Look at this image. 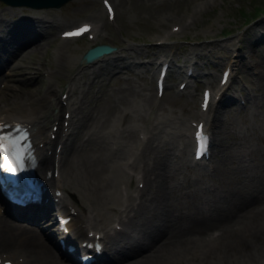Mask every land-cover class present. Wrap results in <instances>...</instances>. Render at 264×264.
<instances>
[{
  "label": "bare ground",
  "instance_id": "1",
  "mask_svg": "<svg viewBox=\"0 0 264 264\" xmlns=\"http://www.w3.org/2000/svg\"><path fill=\"white\" fill-rule=\"evenodd\" d=\"M117 1L121 3L123 0ZM208 1L199 0L196 6L185 8L181 13L176 10L177 12L169 13V16L173 20L177 19V23L179 22L178 28L182 29L188 25V22L185 25L188 17L184 16V14L187 13L192 18L198 6L208 4ZM120 6L124 5L120 4ZM144 7L147 6L144 5ZM12 8L14 9V7ZM13 9L12 13H15ZM95 10L97 12L93 13V16H95V19L100 20L101 24L97 26V23H94L89 30L93 33V38H98L100 41L102 40L99 37L102 31L101 28L105 26L107 20L104 19V11L101 8L96 7ZM27 12H29L27 17L19 14L17 18L11 13L8 14L10 16L0 13V57H4V55L8 57L14 50L18 49L20 44L31 38H29L30 34L25 31L46 32L50 31L51 27L57 23V19L55 21L53 17L54 14L50 15L49 13L50 16H46L42 10L34 8L29 9V11L27 10ZM87 18V20L93 19V17L90 18L89 16ZM59 22L58 24H60ZM61 23L63 24V21ZM169 30L156 32L158 40L160 39L159 42L154 41L152 43L149 41L151 38H148L146 39L147 42L140 46V44H133V42L129 43L130 41L128 40L129 42L121 44L120 49L116 50V52L114 51L111 54L105 52L99 58L98 56L93 58L92 65L84 64L81 66L74 65L69 61L71 53L63 42L68 38L61 37L57 39L58 42H56L57 44L53 48L52 53L55 56L53 67L51 71H48L43 87L40 85V69H42L41 62L44 59L37 60L31 58L25 65L27 67H36V75L39 77L38 85L33 84L32 87L16 85L17 90L12 93L7 92V90L1 91V102L4 97L6 100L3 102L5 103L15 99V97L22 101L23 95H27L26 98L28 99L32 98V101L28 105L13 106V108L7 109L3 113L1 111L2 108H0V113H2L0 114V125L4 122L10 123L21 119L25 124H32L34 122L33 124L38 127L36 132L43 131V126H45L47 120L56 116L59 110H63L65 104L70 103L75 89H80L76 88L74 84L75 76L79 77V79H84L86 76L91 78L94 76L101 77L105 73L107 74L105 71H110L114 67H121L119 68L120 70H132L136 65L140 66V68H145L148 62L135 58L139 54V50H149L152 48L150 54L155 53V50L156 52L160 50L164 56L169 53V58L167 56L165 58L173 62L176 55H178V51L174 47L173 42L166 38L170 32ZM248 35L245 29L238 30L234 38L227 39V42L223 44L226 46L231 45V48H233L228 53L226 61L231 66L232 73L241 69L243 65L247 66L245 56L250 49L256 50L254 45L258 43V40L263 39L261 36L254 38L252 35ZM215 43L222 45L221 39L217 42L215 41ZM35 44L39 46L36 51L41 50L42 47L39 45V41H35ZM206 44L200 42L195 47H191L193 51L198 49L203 51ZM241 45L245 46L244 49ZM134 50L138 51L134 52ZM189 50L192 51L191 49ZM25 51L26 48L22 51V59H25L27 56L25 55ZM251 54L258 55L257 53ZM240 55H244L245 59L241 63L238 57L242 60L243 58ZM258 56L260 57L257 58L258 61L256 63L260 64L261 72L263 73L264 52L262 51ZM146 58L150 61L149 56ZM49 63L51 62L47 61V64ZM242 63L243 65H240ZM70 68H74L73 75L64 88L67 99L62 104L61 96L56 94L58 87L54 85L53 80L57 72L62 74L68 73L70 72ZM198 74L197 72L196 75ZM82 79L81 83H84ZM149 83L152 82L150 81ZM172 84L171 89L162 100L155 98L153 93L154 87H151L152 84L134 87L132 86L133 84L129 83L126 86H122V89L119 87L120 94L116 96L117 98H112L113 100L116 98V101L113 103L109 102L110 97L107 94L103 102L100 103L98 101L100 99H97L94 106L90 105L81 112V109L79 110L80 107L78 108L77 106L71 109L70 115L76 117L75 123L72 124L69 121L72 125L71 130L65 134L60 133L61 135H57L56 139L49 138V141L45 142V144L47 143L46 146L37 145L35 155L38 158V162L36 166L40 165L41 168H44L47 162L53 159L52 156L55 154L59 162L60 174L55 178L50 177L43 183L46 195L49 196L52 185L55 188H64L67 191L69 188H65L63 184L65 176L68 179L70 177L75 181V183L71 182V184H76L82 189H88L87 192H91L90 195L93 194V200L95 199L98 202L99 211H92L93 208L87 213L74 211L73 200H66L64 198L66 195L64 190L61 193L59 201L51 200L41 204L42 210L49 212V208L62 207L64 205L62 200L64 199L67 202L65 206L66 210H70V213L75 212V222L72 226L73 232L69 234L70 237H74L75 234L76 236H81V234L85 233V230L88 231L87 228L91 227H96L94 231L100 230L102 232L101 238L104 240L102 244L103 259L97 262V264H264V204L262 208H244L249 201L254 204L260 202V199L257 198H264V145H260L259 143L252 145L253 143H251L249 147L244 148L246 145L243 146L241 144L242 147L238 149V146V148L234 146L230 147L227 144L226 135H224V133H227V129L231 127L226 128L228 122H226L223 113L224 111L228 113L233 109V106L236 109L239 108L236 101L237 97L234 95L238 86H234L233 84L232 89H229L227 93H225L224 88L219 93L218 102H214L210 110H208V107L206 111L196 109L195 107L193 109H187L186 107L183 109L181 117L178 116V119L173 115V118L169 116V118L166 117V120H163V118L155 120L157 116L151 120L148 118L144 123L146 129L143 128V125L136 126L132 124L130 118L134 116V110L138 106L140 109L142 107V113L149 109V111H154V113L160 112L162 115V112L167 109V104L164 101H168L169 98L174 99V95L176 94L174 89H172ZM260 84L256 85L257 91L254 90L253 92L256 97V102L254 100L253 102L258 106L254 113L260 111L259 106L264 105L262 104L264 100V80ZM228 85L230 86V83ZM45 86L49 87L44 89ZM240 89H243V86H240ZM78 90L76 91L78 92ZM81 90L83 89L81 88ZM5 92L10 95L6 96ZM251 95V91L241 92L240 96H238L239 101L241 100L240 102L242 103L244 96L245 101L249 103ZM77 96L79 97V95ZM80 99L82 101L83 98ZM24 102L27 103L28 100H24ZM2 103H0V106ZM222 103L229 104L221 105ZM257 103L260 104L258 105ZM208 105L210 106V103ZM128 107H130V110L127 109ZM253 107V103L251 102V104L247 105L246 109L253 110ZM136 111L138 112V110ZM262 113H264V110ZM189 114L192 117L203 118L205 120V129L209 130L210 136H213V139H217L219 142L215 141V147H217L216 150L219 153V157L216 158L218 163L215 169H220L221 173L225 171V178L229 175L235 179V182L233 186H226L224 189H219V186L212 193L207 191L204 186L202 188H194V180L189 179L183 183V186L187 188L186 195L183 198H179L182 193L178 191L180 186L176 182L175 174L171 173L175 169V163L170 162V156L173 155L176 158L178 165L183 164L182 159L187 154V147L191 143L190 134L186 130L188 123L185 120L186 115ZM113 117L119 119V124L116 125V122L114 126L110 127L112 121L109 123V118ZM140 117L145 118L146 116L142 114ZM113 121L115 120L113 119ZM184 121L185 129L181 131L180 146L178 149H175L171 141L174 139V134L168 131V128L174 125L173 122L181 124ZM230 121L232 120L230 119ZM245 125V128L249 126ZM237 130L239 129L237 128ZM138 131L143 132L141 136L137 135ZM240 134L242 135V133ZM77 136H79L78 139ZM100 139L104 143L103 146L98 145ZM90 140L95 141L94 144L92 143L94 146L87 149L88 152H84L83 148L87 146V143L92 146V141L89 143ZM126 141L132 142L127 144L128 142L126 143ZM56 144H58V148H56L58 150L55 152L54 148ZM126 146L128 147L126 148ZM49 147L51 150L48 151ZM125 148L126 150L123 152ZM146 155L151 156L150 163L146 161V159H149L148 157L146 158ZM233 161H235L233 164L234 168H229ZM197 169L199 171L203 170L201 167H197ZM134 177L137 180L143 179L144 187H150L148 191H152L154 195L150 199L152 204L148 203L150 204L148 205L143 200H134L135 196L131 191L127 190L125 195L122 194V188L119 183L124 181L129 186L133 185L132 179ZM72 179L69 180L72 181ZM197 181L203 182L202 179H198ZM113 183L115 189L113 188L114 186L112 187ZM71 184L67 183L68 186ZM71 189L74 190V188ZM190 190L193 193H190ZM148 191L146 194H148ZM74 192L76 191L74 190ZM56 211L60 212V210ZM114 219H117V222L122 226L121 228L109 225ZM35 220L39 222L38 225L42 223L36 217ZM38 225L34 223L29 226L24 223L17 225L9 220L5 221L0 217V242L6 243L5 246H9V244H16V246L19 244L25 245L29 249L31 252L30 258L23 259L20 264H67L65 260L55 255L49 244L37 239L34 228ZM207 227L209 231L215 227L217 230L215 232H207ZM85 238L87 240L91 239L86 234ZM130 253L134 257L121 258ZM63 254L64 252L61 256ZM126 261L128 263H124Z\"/></svg>",
  "mask_w": 264,
  "mask_h": 264
},
{
  "label": "rangeland",
  "instance_id": "2",
  "mask_svg": "<svg viewBox=\"0 0 264 264\" xmlns=\"http://www.w3.org/2000/svg\"><path fill=\"white\" fill-rule=\"evenodd\" d=\"M112 1H113V6H114V9L116 11V14L113 16L112 21H110V20L108 21L106 19L107 22H106L105 26L102 27L103 33H102V35H100L101 37H103L104 41H109V43L114 45L112 53H114V51L116 52V50L120 49L122 42H126L128 40L131 43L133 42V44L136 43V44H140V46H142L144 43L147 42L146 39H148L149 37H152V38L155 37V35H153L155 31H158V30L163 31L164 29H169L168 25H169V23H171L173 21V18L169 16V13H174L177 11H180V13H181L182 11H184V9L187 7V5H190L191 3H193V0H123L121 3H119V1H117V0H112ZM145 1L147 2V5H146ZM141 3L147 7H144V5H142ZM101 4L102 3L100 0H66L57 7H55L53 5H49L47 7L39 6V7L34 8V6L33 7H31V6L29 7L28 5L24 6L25 4L22 5V3L18 4V5H14L13 3H8V2L5 3V2H3V0H0V13H3L5 15H8L11 13L14 15V17L17 18L19 15L18 11L21 9H23L26 12H27V10L29 11V9H31V8L42 10L46 16H48L49 13H50V15L54 14L53 17H54L55 21L57 19V21H56L57 23H55V25L51 28L52 29H54V28L59 29L60 26L63 25L61 23L62 21L64 24H68V23H71V21H74L75 19L77 20L81 16H84V15L87 16L90 11L91 12L89 14L96 13L97 10H95V9L97 6L102 8V10H104ZM120 4L124 5V6H120ZM12 7H14V9ZM12 9L15 10V13H12ZM104 12H105V10H104ZM27 13H29V12H27ZM8 16H10V15H8ZM195 16H196L195 19L192 21H189L187 23L188 25L185 24L186 26L184 28H182L181 30L175 31L174 34L171 33L168 35V39L171 40V42L173 40L174 41L176 40L174 42V46H176L177 51H178L177 52L178 53V55H177L178 60H179V58L183 59L182 55H184V53L186 52L187 48L190 45L195 47L196 45H198L201 42L203 44L207 43L208 45L203 49L204 52L201 51V53H200V51H199V53L197 55L199 57L198 62L201 63L202 66H206L207 64L211 65L214 63L212 61L218 59L217 52H218V50H221L222 46H223L221 44L220 45L216 44L215 41L217 42L218 40L221 39V43H222V42L226 41L228 38L234 36L238 30H243V29H245V32L247 35L249 34L248 36L252 35L254 38H258L262 33H264V0H214L213 5L208 4V6L205 7L204 10H202L201 12L200 11L197 12ZM58 22L60 24H58ZM3 32L5 33V31H3ZM47 34H50V32ZM51 37L46 38V40L50 39ZM35 41H34V43H35ZM43 42H44L43 43L44 45L40 44V43H39V45L42 47V49H44L47 46L45 52L42 54L44 57L51 59L50 60L51 63H49L50 69H48V71L49 70L51 71L52 67H53L54 59H55L54 54H51V52L53 53L52 48L55 46V41L53 39H51L50 45L45 43V41H43ZM56 42H58L57 39H56ZM91 42L92 41H89L85 35H83L81 38H72L71 40H68V41L66 40L65 45L67 46V50L70 51V53H71L69 56L70 63H73L74 65H79V66L84 65V64L92 65L93 60H90V62H88V61L82 62L81 60H79L80 54L82 53L81 52L82 49L84 48V46H86L87 44H89ZM209 42H210V44H209ZM180 45H182V46L180 47ZM183 45H185V46H183ZM241 46L244 49L245 46L244 45H241ZM254 46L256 47V50L250 49L249 52L257 53L258 55H259V53H262V51L264 52V48H263L264 37L262 40H258V43L255 44ZM37 47H39V46H36V48ZM207 48H208V50H207ZM137 49H139V48H137ZM181 50H182V52H181ZM137 51L138 50H134V52H137ZM150 51H151V49L139 50V54H137L138 57H135V58L136 59L140 58V59L144 60L145 62H148L144 58H145V56H147V53H150ZM206 51H207V53H205ZM180 53H181V55H180ZM248 53L245 56L246 57L245 59H247V66L243 65V63L240 64V65H243L241 70L244 69V72H245L248 70V68L250 66L251 68H253L252 70H254L253 71L254 74H252V75L256 76V80H255L256 85L258 83L262 84V80H264V78H263L264 72L263 73L261 72L260 64L258 65L256 63V61H258L257 58L260 56H258V55L256 56L255 54H251V53H249L250 54L249 55ZM143 54H144V56H143ZM244 55L243 56L240 55L241 58H243V60L240 59V57H238L240 63L245 61ZM52 56H53V58H52ZM37 57H39V55H37ZM207 59H208V61H207ZM119 68H121V67H114V68L110 69V71L107 70V71H105V72H107V74L105 73L101 77L100 76L99 77L94 76L91 78L89 76H86V78H84V79H82V78L79 79V77H76V76L74 77V80L76 81V82L74 81V84L76 85V88H80V89L79 90L75 89V91L73 93L74 94L73 97L75 99L74 100L72 99V100H73V103L75 101V103L77 102L78 104H80V108H79V110L81 109L80 112L85 110V108H87L90 105L94 106L95 102H97V99H100V100H98L100 103L103 102V100L107 94L110 97L109 102L113 103L114 101H116V98H117L116 96H118L120 94L119 87H120V89H122V86H126V84L131 83V84H133L132 86H134V87H139V86L143 87L147 84H152L151 85L152 88L154 87L155 83H154L153 77H151V76L149 77L148 76L149 73H146V71H147L146 66H145V68H140V66L136 65L134 67L135 70L134 69H132V70H123L122 69V70H120ZM204 68H206V67H204ZM73 69L74 68H70L69 69L70 72L63 73L65 75L69 76V78L67 79V82L69 81V79L73 75ZM216 70H218V68ZM63 74L57 72L56 76H58V75L61 76ZM35 75H36V73H35ZM46 75H48V74H46ZM65 75L59 77V79L57 81V84H59L60 86L66 85L65 84V82H66ZM246 75H244V76H246ZM96 78L99 80H97ZM149 78H150V80H149ZM38 79H39V77H38ZM81 79H82V81H84V83L83 82L81 83ZM25 81H26L25 84L27 83L31 87L33 84L38 85V83H39L37 79L25 80ZM150 81L152 83H149ZM176 84H177V81H176ZM176 84H175V88H176ZM23 86H27V85H23ZM167 87H170V86H167ZM81 88L83 90H81ZM170 89L171 88H169V90ZM230 89H232L231 86H230ZM254 89L257 91L256 87ZM76 90H78V92H80V91L81 92L78 93ZM114 90H115V92H114ZM153 92L155 94L154 88H153ZM168 92L169 91H167V92H165V94H162L161 96H159L160 99L161 100H162V98L164 99L165 95H167ZM180 93H178L179 95L176 94L174 99L169 98L168 101L163 100L167 104V109H166V111L163 110L164 112H162V115L160 112L154 113V111H151V110L149 111V109L145 110L144 113H142L143 112V111H141L142 107L140 109V107L138 106L134 110L135 112L132 111V112H134V116L131 117L133 120L130 118V121L134 125H138L141 123L144 124L145 120H147V118H148V115H150V117H149L150 120L154 119L156 116H157V118L155 120L162 119V118H163V120L164 119L166 120V117L169 118V116L171 117L172 115L174 117L176 116L175 118L178 119V116L181 117L180 115L183 114L182 111L184 108L187 107L190 109V108H192L191 103L193 105H195L197 103V98H195V94L191 90H190V92H188V96H189L188 98L185 97L183 92H180ZM77 95H79V97ZM26 96L27 95H23L22 98L24 99V98H26ZM113 97H116V98L113 100L112 99ZM76 98L78 101L76 100ZM80 98H83V99L85 98V99L84 100L82 99V101H81ZM175 99H177L178 101ZM185 100H186V102H185ZM261 100H263V99H261ZM236 101L238 104V103H240L241 100L239 101V98L237 97ZM243 101H245L244 96H243ZM182 102H184V103H182ZM3 103H5V102H3ZM227 104H229V103H222L221 105H227ZM262 104H264V100L262 101ZM259 107H260V111H258L257 113H254V116L252 115L250 117H248L247 113L244 112V111H246V109L243 107L236 109L233 106V109H231L228 113H226V111H224V113H223L224 118H226V122H228V124L226 125V128L231 127L230 129H227L228 130L227 133H224V135H226V141L228 140L227 144L230 147L234 146L236 148L239 147L238 149H240L242 147V145L243 146L246 145L244 147V148H246V147H249V145L251 143H253L252 145H254V143L255 144L259 143L260 145H264L263 144L264 143V113H262V111L264 110V105L259 106ZM262 107H263V110H262ZM127 109L130 110V107H128ZM136 110H138V112ZM159 111H161V110H159ZM231 112L233 113V115ZM168 113H169V115H167ZM261 113H262V115H261ZM137 114H139V115H137ZM142 114L146 116L145 117L146 119L140 117ZM257 114H259V115H257ZM229 116H231V117H229ZM118 118L117 119H116V117L109 118L110 119L109 123H110V121H112V123H110V125H111L110 127L115 125V123L119 120ZM134 118H135V120H134ZM113 119L115 121H113ZM230 119L234 122L230 121ZM173 124H174V122H173ZM245 124H247V126L249 125L250 127L248 126L245 128V126H246ZM237 128L239 130H237ZM239 131H241V132H239ZM245 131H247V132L243 133ZM240 133H242V135ZM250 134H251V136H250ZM237 135H239V136H237ZM78 138H79V136H77V139ZM91 141L92 140H90L89 143ZM215 141L218 142L217 139ZM127 142L128 141H126V143ZM92 143L94 144L95 141L91 142L92 146H90L87 143V146L85 148H83L84 152L87 151V149H90L91 147L94 146ZM127 144H129V142ZM98 145H100V146L104 145V143L102 142L101 139H100V142ZM128 146H126V148ZM126 148L123 150V152L126 150ZM216 148L217 147H215V144H214V149L216 151L213 154L214 158L219 157V153L217 152ZM147 157L149 159H146ZM146 158H145L146 161H148V163H150L151 162V156L146 155ZM217 163H218V161H217ZM234 163H235V161L231 162L229 168H234V166H233ZM218 170L213 172V175L208 176L209 181H210L209 183H212V185H213V183H217V184L219 183L218 185H216L217 188L219 186L220 187L221 186L222 187H224V186L231 187V185L233 186L235 179H233L229 175L227 176V178H225V171L223 173H221L220 169H218ZM234 170H236V169H234ZM176 171L180 172L181 177H182V175H186V174L188 175L190 173V171L187 169L185 164H182L180 167H178V169ZM81 175L83 176L82 173H81ZM69 179H72V178L69 177ZM69 179H68V177H66V180H68L67 183H70V184H71V182L75 183L74 179H72V181ZM113 186H114V183L112 184V187ZM113 188L115 189V186ZM81 190H82L81 191V197L86 199L85 203H87L88 207H96L97 208L98 202H96L95 199L91 200L87 197L86 192L88 189L86 190L85 188H83V189L81 188ZM144 190H145L144 194L147 196V199H149L150 196H151V198L154 196L152 194V191L151 192L148 191V190H150V187L146 186L144 188ZM147 191H148V194H146ZM92 195L93 194H91V196ZM92 201L94 204L91 203ZM89 203H91V204H89ZM249 203L245 205V208H248L251 204L252 205L255 204V203L254 204L251 203V201H249ZM252 205L250 207H252ZM92 222H94V220H92ZM0 243L6 244V243H2V242H0ZM7 244H9V243H7ZM134 254L136 255V253H134ZM132 256L134 257V255L131 253V255L129 254V255L121 257V258L132 257ZM128 261H126L124 263H128Z\"/></svg>",
  "mask_w": 264,
  "mask_h": 264
},
{
  "label": "snow or ice",
  "instance_id": "3",
  "mask_svg": "<svg viewBox=\"0 0 264 264\" xmlns=\"http://www.w3.org/2000/svg\"><path fill=\"white\" fill-rule=\"evenodd\" d=\"M111 11V9H109ZM90 26L85 25L73 32L66 33L67 37H75L83 35L89 30ZM205 105H207V98L205 100ZM201 133H197L198 139L201 138ZM27 136H21L19 138H12L8 136L0 135V168H4L8 171H13V167L10 164V159L15 162V165L22 169L24 155L27 152V147H25L21 140H26Z\"/></svg>",
  "mask_w": 264,
  "mask_h": 264
},
{
  "label": "water",
  "instance_id": "4",
  "mask_svg": "<svg viewBox=\"0 0 264 264\" xmlns=\"http://www.w3.org/2000/svg\"><path fill=\"white\" fill-rule=\"evenodd\" d=\"M8 1H11L13 3L17 2L15 0H8ZM62 1L63 0H31V3L34 2V3L48 4L49 2H51V3H54L55 5H59V3H61ZM110 49H111V46H109V43H107V42H103L100 44L97 43V44L92 45V47H90V48H86L83 51V57L82 58L89 60L97 54L100 55L101 53H103L104 50H110Z\"/></svg>",
  "mask_w": 264,
  "mask_h": 264
}]
</instances>
